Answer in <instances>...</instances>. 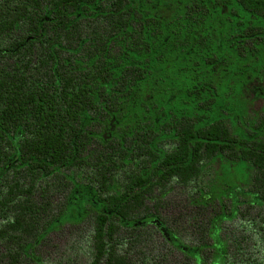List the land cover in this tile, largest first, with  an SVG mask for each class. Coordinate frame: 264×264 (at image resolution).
I'll list each match as a JSON object with an SVG mask.
<instances>
[{
	"label": "trees",
	"instance_id": "obj_1",
	"mask_svg": "<svg viewBox=\"0 0 264 264\" xmlns=\"http://www.w3.org/2000/svg\"><path fill=\"white\" fill-rule=\"evenodd\" d=\"M251 79L264 80V0H0L7 257L44 264L37 251L52 232L90 223L86 264H264V107L246 109L250 131L220 102L221 87L234 94ZM216 161L248 170L235 212L224 198L236 186L215 196L201 185ZM174 184L193 187L194 206L220 202L205 221L193 214L196 244L160 217ZM235 217L230 246L220 223ZM157 233L184 261L148 254Z\"/></svg>",
	"mask_w": 264,
	"mask_h": 264
},
{
	"label": "rangeland",
	"instance_id": "obj_2",
	"mask_svg": "<svg viewBox=\"0 0 264 264\" xmlns=\"http://www.w3.org/2000/svg\"><path fill=\"white\" fill-rule=\"evenodd\" d=\"M260 69L261 68H259V70ZM253 79L249 80L247 83L248 86L245 88L242 87L241 82L236 83L234 94H230V90L226 87H221L220 93V102L226 104V106L224 105L226 113L223 117L230 121V124L234 127L238 125L239 120L241 127L248 128L250 131H254L252 129L253 121L246 116V109L249 114L252 115L251 117H257V115L263 114L262 110L264 107V94L263 97L259 95L258 97H254L255 84L261 82L264 84V80H257L255 84H251ZM260 90L264 92V86H260ZM242 97L247 100V104H245L246 101ZM247 180L248 170L244 167L243 163L236 162L225 164L224 162L216 161L206 170L201 185H212V187H217L215 190L211 188V190L215 192V196H219L216 191L222 189V184L229 187L236 186L234 188L235 190H230L231 192L228 193L230 196L224 198L225 208H228V211L232 208V211L235 212V207H232V199L230 197L236 193L238 186L243 185ZM192 188L193 187L188 188L179 184H174L167 195L161 199V206L159 209L161 212V219L166 221L167 226L175 231L187 245L196 244L202 239L200 238L201 235H199L198 229L190 227V221L193 219L194 215L199 221H205L221 208L219 205L220 202L216 199L213 200L209 209L203 208L202 206H194L191 202V199L194 197ZM260 212L262 211L259 208L251 207L247 219H257ZM241 220L242 219L235 217L228 218L220 223L222 227V229H220V236L226 243L228 242L230 246H233L229 241L231 238L230 236L239 233L238 225ZM91 231L90 223L64 225L61 229L52 232L46 238L44 243L39 247L37 254L43 259L44 264H86L91 260ZM146 249H150L148 251L149 255L159 253L158 255L160 257L174 258L173 260L177 259L179 262L184 261L183 258H186L184 255H181L180 252L173 253L170 246L166 243L164 236L160 233H157L153 240L148 241ZM1 253L5 255L2 256L3 260L1 264H36L27 258H19L17 261L8 258L5 247L0 244V259ZM187 262L189 261L187 260Z\"/></svg>",
	"mask_w": 264,
	"mask_h": 264
}]
</instances>
